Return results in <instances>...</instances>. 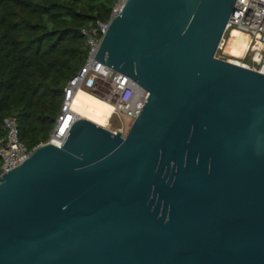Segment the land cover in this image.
Returning <instances> with one entry per match:
<instances>
[{"label":"water","instance_id":"1","mask_svg":"<svg viewBox=\"0 0 264 264\" xmlns=\"http://www.w3.org/2000/svg\"><path fill=\"white\" fill-rule=\"evenodd\" d=\"M234 2H124L90 57L142 107L0 175V264H264V74L214 57Z\"/></svg>","mask_w":264,"mask_h":264},{"label":"trees","instance_id":"2","mask_svg":"<svg viewBox=\"0 0 264 264\" xmlns=\"http://www.w3.org/2000/svg\"><path fill=\"white\" fill-rule=\"evenodd\" d=\"M114 0H0V140L15 118L27 149L47 140L67 80L82 64L81 28Z\"/></svg>","mask_w":264,"mask_h":264},{"label":"built area","instance_id":"3","mask_svg":"<svg viewBox=\"0 0 264 264\" xmlns=\"http://www.w3.org/2000/svg\"><path fill=\"white\" fill-rule=\"evenodd\" d=\"M125 1L114 0L107 19H96L81 28L80 32L86 45L84 60L67 80L48 138L40 144L51 143L58 147L61 145L71 123L80 117L73 112L72 101L75 93L83 89L111 105V112L103 127L112 133L118 129L120 135L123 136L140 111L146 98V91L128 76L90 57L98 48L110 20L119 13ZM228 27L246 36L245 47L241 57L236 59V64L264 74V0H235L233 11L226 25V28ZM112 118L119 124L110 125ZM2 128L4 135L0 140V175L19 165L31 152V149H27L19 139L14 117H4Z\"/></svg>","mask_w":264,"mask_h":264},{"label":"bare ground","instance_id":"4","mask_svg":"<svg viewBox=\"0 0 264 264\" xmlns=\"http://www.w3.org/2000/svg\"><path fill=\"white\" fill-rule=\"evenodd\" d=\"M246 44V36L244 33L232 32V39L227 48V53L233 58L228 61L236 63V59L241 57L242 50ZM227 47V46H226ZM81 91H78L73 96L72 110L80 116L85 117L96 124L105 125L106 119L111 112V105L97 99L92 94L86 93L82 100L79 101Z\"/></svg>","mask_w":264,"mask_h":264},{"label":"rangeland","instance_id":"5","mask_svg":"<svg viewBox=\"0 0 264 264\" xmlns=\"http://www.w3.org/2000/svg\"><path fill=\"white\" fill-rule=\"evenodd\" d=\"M233 28L232 27H228L224 30V33L222 35V40H220L218 47L216 48L215 52H214V57L218 58V59H222L225 61H228L230 59H233L228 53H227V48L231 42L232 39V32H233ZM236 31V30H234ZM227 46V47H226ZM86 93L91 94L89 91L87 90H81L80 93V97H79V101L82 100V97H84L86 95ZM85 118V117H84ZM110 125L115 126L117 124H119V122L115 119H110L109 122Z\"/></svg>","mask_w":264,"mask_h":264}]
</instances>
